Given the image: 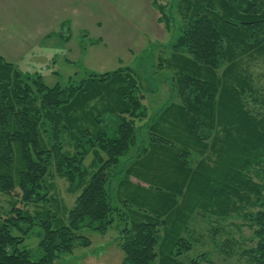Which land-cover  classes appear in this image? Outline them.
<instances>
[{
    "label": "trees",
    "instance_id": "1",
    "mask_svg": "<svg viewBox=\"0 0 264 264\" xmlns=\"http://www.w3.org/2000/svg\"><path fill=\"white\" fill-rule=\"evenodd\" d=\"M193 12L170 62L181 102L141 125L147 146L136 125L149 114L146 95L130 68L62 89L24 79L0 56V192L15 200L0 215V264H54L92 245L85 229L104 234L116 218L121 264H200L207 253L177 259L179 245L200 243L183 238L191 215L235 210L253 232L252 264H264V119L245 109L252 88L240 68L244 57H264V0H195ZM53 167L82 190L61 217L47 185ZM34 227L37 260L25 246Z\"/></svg>",
    "mask_w": 264,
    "mask_h": 264
},
{
    "label": "rangeland",
    "instance_id": "2",
    "mask_svg": "<svg viewBox=\"0 0 264 264\" xmlns=\"http://www.w3.org/2000/svg\"><path fill=\"white\" fill-rule=\"evenodd\" d=\"M16 1H27L29 7L18 4L15 10H9L7 6L0 13V55L7 62H12L25 75L24 79L41 77L48 87L63 89L87 78L90 73L105 74L130 68L145 92L144 102L149 109L144 121L136 123L139 138H142L139 131L145 128L142 126L149 116L172 104H180L176 87L173 88L176 70L170 62L175 60L174 46L186 33L185 22L194 15L195 0ZM65 21L67 23L62 27ZM225 67L226 64H223L222 68ZM240 68L250 80L252 88L243 96L245 109L261 121L264 119V57H244ZM142 139L139 140V147L149 139L145 129ZM67 141V145H70V141ZM69 151L75 154L72 146ZM209 154L205 156L208 158ZM91 161L89 156L85 164L90 166ZM55 170L56 167H53L47 185H51L50 194L61 208V217L64 210L73 208L82 190H76ZM132 181L140 184L134 178ZM116 184L117 181H114L112 189L117 187ZM134 186L129 191L140 194ZM11 200L10 196L0 192L2 217L10 211ZM236 207L239 208L238 205ZM53 208L56 211L55 204ZM27 209L32 213L44 211L34 204L27 206ZM201 213L191 215L183 233L186 242H193V238L199 237L200 243L193 248L179 245V261L190 263L207 253V258L200 264L253 263L249 258L254 244L253 232L246 227L241 212L235 210L224 219L207 214L206 220L204 213ZM123 227V221L116 218L104 234L85 229L83 234L91 240L92 245L80 248L74 255L58 259L54 264H121L124 254L117 240ZM38 231L34 227L27 232L25 245L35 260L41 257ZM201 242L205 244L201 245Z\"/></svg>",
    "mask_w": 264,
    "mask_h": 264
},
{
    "label": "crops",
    "instance_id": "3",
    "mask_svg": "<svg viewBox=\"0 0 264 264\" xmlns=\"http://www.w3.org/2000/svg\"><path fill=\"white\" fill-rule=\"evenodd\" d=\"M62 2H64V1H62ZM18 4H23L24 5V7L25 8H28L29 7V2H27V1H25V2H17L16 0H0V8H1V11H0V13L2 12V11H4L5 9H6V7L8 6V8H9V10L12 8L13 10H15V8H16V6L18 5ZM67 23V21H65V22H63L62 23V27H64L65 25L64 24H66ZM69 29H70V32H71V28L69 27ZM49 37V36H48ZM59 37H61V36H59ZM62 40H64L63 38H62ZM0 56H2V55H0ZM3 58H4V56H2ZM5 59V58H4ZM6 60V59H5ZM8 61V60H7ZM10 62V61H9ZM12 63V62H11ZM13 64V63H12ZM14 65V64H13Z\"/></svg>",
    "mask_w": 264,
    "mask_h": 264
}]
</instances>
